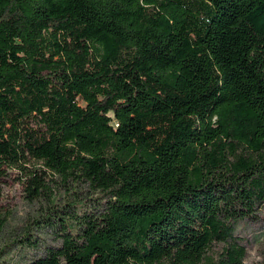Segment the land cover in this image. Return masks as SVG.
Returning a JSON list of instances; mask_svg holds the SVG:
<instances>
[{"label":"trees","instance_id":"obj_1","mask_svg":"<svg viewBox=\"0 0 264 264\" xmlns=\"http://www.w3.org/2000/svg\"><path fill=\"white\" fill-rule=\"evenodd\" d=\"M2 166L30 171L29 198L46 173L71 197L48 198L64 231L26 264H243L234 225L264 205V0H0Z\"/></svg>","mask_w":264,"mask_h":264},{"label":"rangeland","instance_id":"obj_2","mask_svg":"<svg viewBox=\"0 0 264 264\" xmlns=\"http://www.w3.org/2000/svg\"><path fill=\"white\" fill-rule=\"evenodd\" d=\"M29 172L7 166H2L0 171V222L3 223L0 229V264H26L33 257L44 253L46 246L58 244L60 233L64 231L58 227L61 221L56 220L61 211L51 214L50 222L44 221L41 215L50 205L48 198L52 193H55L56 197L59 196L60 202L71 198L63 191L67 182H62L58 176L52 178L46 173L44 178L49 183L50 190H46L50 194L49 197L42 195L29 198L27 196ZM80 189L79 194L83 196L87 190L84 186H80ZM86 204L88 205V200ZM83 209L79 205L65 207L69 216L77 214V217L82 214ZM38 218L42 220L37 221ZM27 227L30 231L28 240L20 242L19 239ZM233 235L245 245L243 264H261L264 259V205L256 217L238 220L234 225Z\"/></svg>","mask_w":264,"mask_h":264}]
</instances>
